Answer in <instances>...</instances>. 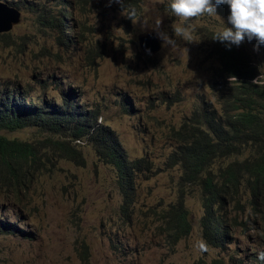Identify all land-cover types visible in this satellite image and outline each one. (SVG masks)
I'll list each match as a JSON object with an SVG mask.
<instances>
[{
	"label": "rangeland",
	"instance_id": "1",
	"mask_svg": "<svg viewBox=\"0 0 264 264\" xmlns=\"http://www.w3.org/2000/svg\"><path fill=\"white\" fill-rule=\"evenodd\" d=\"M60 1L16 0L17 7L0 0L21 11L20 22L0 33V90L17 86L35 101L46 98L61 105L64 92L72 89L74 103L103 116L102 124L116 133L129 158L146 164L131 181L125 213L117 172L93 146L35 127L1 130L9 139L49 150L59 168L32 185L22 211H0V220L29 232L0 233V264H212L217 259L226 264L230 258L253 259L264 249V236L253 229L259 220L245 195L243 210L227 206L230 244L208 245V253L195 248L203 239L202 194L182 178L177 164L181 143L175 134L200 111L202 101L219 111L226 103L220 51L227 43L212 37L223 23L230 26L219 5L217 16L192 21L195 30L185 41L174 36L172 25L180 21L168 7L170 0H69L75 11L68 39L63 37L61 44L60 33L40 25L38 18L42 9H56ZM132 10L133 20L127 16ZM147 31L161 41L155 55L145 54L138 44V36ZM159 33L177 39V49L165 45ZM232 46L260 76L264 45L243 40ZM62 140L68 150L49 147ZM180 206L188 212L191 233L176 240L165 232V215Z\"/></svg>",
	"mask_w": 264,
	"mask_h": 264
},
{
	"label": "trees",
	"instance_id": "2",
	"mask_svg": "<svg viewBox=\"0 0 264 264\" xmlns=\"http://www.w3.org/2000/svg\"><path fill=\"white\" fill-rule=\"evenodd\" d=\"M10 1L11 6L18 7L19 2ZM218 8L226 14L228 25L232 27L228 21L230 6L220 4ZM74 11L71 1L61 0L56 9H42L39 24L57 30L58 40L63 44V37L68 39L66 30L71 26ZM244 41L252 45L257 42L247 37ZM220 61L228 82L221 93L225 106L219 111L202 101L200 111L174 137L181 143L176 154L182 178L197 186L202 194V237L208 245L218 248L230 244L232 239L227 206L243 210V195L247 197L251 214L259 220L253 229H260V235L264 236V89L252 84L257 77L254 68L234 46H223ZM75 97V92L69 89L64 92L61 105L46 98L35 101L17 86L8 85L0 90V131L35 127L61 136L64 141L93 146L96 154L117 172V183L124 197L122 208L126 213L132 198L131 181L146 162L131 160L116 133L107 125L97 123L99 115L76 105ZM54 146L60 152L68 150L63 140L49 145ZM71 150L75 158L76 151L72 147ZM81 159L83 164L82 156ZM58 168L59 161L37 143L0 135V211H22V200L30 193L32 185L44 175H54ZM165 217L164 229L172 239L181 240L191 233L186 208L172 207ZM0 224V233H29L2 220ZM174 228H179L178 233ZM83 249L87 254L88 248ZM257 257L258 253L251 260L230 258L226 264H264ZM219 263L223 264L218 259L212 262Z\"/></svg>",
	"mask_w": 264,
	"mask_h": 264
},
{
	"label": "clouds",
	"instance_id": "3",
	"mask_svg": "<svg viewBox=\"0 0 264 264\" xmlns=\"http://www.w3.org/2000/svg\"><path fill=\"white\" fill-rule=\"evenodd\" d=\"M113 2L123 3V0H108L109 4ZM220 4L230 6L231 14L228 21L232 27H227L223 23V27L215 31L213 39L222 43L226 42L229 48L233 44L237 46L241 44L245 37L250 41L255 39L257 45L264 44V0H215V3L213 0H170L168 7L180 21L172 25L175 38L187 41L196 27L192 21L205 14L217 16L216 5ZM127 16L133 20L134 10ZM160 24L161 21L157 20L156 29H159ZM159 35L165 45H170L172 50L177 49V39L166 33H159ZM252 84L264 86V68H261V75L255 78ZM97 123H103V116L97 117ZM194 246L200 253L209 252V246L204 239L196 241ZM257 258L264 261V251H260Z\"/></svg>",
	"mask_w": 264,
	"mask_h": 264
},
{
	"label": "water",
	"instance_id": "4",
	"mask_svg": "<svg viewBox=\"0 0 264 264\" xmlns=\"http://www.w3.org/2000/svg\"><path fill=\"white\" fill-rule=\"evenodd\" d=\"M0 21L4 22L0 24V33L8 32L20 22V12L0 3ZM138 44L141 50L148 55H155L162 48L161 41L154 31L141 33L138 36Z\"/></svg>",
	"mask_w": 264,
	"mask_h": 264
},
{
	"label": "bare ground",
	"instance_id": "5",
	"mask_svg": "<svg viewBox=\"0 0 264 264\" xmlns=\"http://www.w3.org/2000/svg\"><path fill=\"white\" fill-rule=\"evenodd\" d=\"M58 1V0H57ZM56 5V4H55ZM22 10V9H21ZM23 11V10H22ZM220 11H222V10H220ZM21 12V11H20ZM53 12V11H52ZM51 12V13H52ZM66 14V13H65ZM22 15V14H21ZM224 15V14H223ZM226 15V14H225ZM41 16V15H40ZM56 18V17H55ZM54 18V19H55ZM53 19V18H52ZM59 19V18H58ZM37 20V19H36ZM40 20V19H39ZM45 20V19H44ZM38 21V20H37ZM48 21V20H47ZM43 22V21H42ZM62 22V21H61ZM40 23V22H39ZM46 26V25H45ZM81 28V27H80ZM82 29V28H81ZM82 35V34H81ZM224 51V50H223ZM244 51V50H243ZM57 55V54H56ZM61 57V56H60ZM58 58V57H57ZM223 71V70H222ZM73 83V82H72ZM225 106V105H224ZM217 111V110H216ZM212 113V112H211ZM205 115V114H204ZM208 117V116H207ZM224 117V116H223ZM221 119V118H220ZM217 120V119H216ZM186 123V122H185ZM188 125V124H187ZM114 146V145H113ZM109 147V146H108ZM98 149V148H97ZM122 151V150H121ZM81 160V159H80ZM138 161V160H137ZM130 162V161H129ZM54 166V165H53ZM28 173V172H27ZM140 173V172H139ZM26 177V176H25ZM39 177V176H38ZM136 179V178H135ZM19 188V187H18ZM138 193V192H137ZM24 197V196H23ZM19 201V200H18ZM239 203V202H238ZM123 206V205H122ZM219 208V207H218ZM186 219V218H185ZM184 219V220H185ZM183 221V220H182ZM176 229V228H175ZM179 229V228H178ZM181 229V228H180ZM215 230V229H214ZM176 231H178V230H176ZM207 231V230H206ZM229 232V231H228ZM177 234V233H176ZM180 234V233H179ZM213 234V233H212ZM217 234V233H216ZM210 239V238H209ZM219 244V243H218ZM230 246V245H229ZM234 254V253H233ZM226 258V257H225ZM235 260V259H234ZM241 263V262H240ZM220 264V263H219Z\"/></svg>",
	"mask_w": 264,
	"mask_h": 264
}]
</instances>
